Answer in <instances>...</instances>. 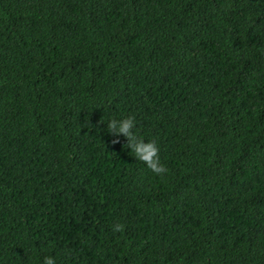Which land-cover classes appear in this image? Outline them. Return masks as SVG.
Listing matches in <instances>:
<instances>
[{"label": "trees", "instance_id": "1", "mask_svg": "<svg viewBox=\"0 0 264 264\" xmlns=\"http://www.w3.org/2000/svg\"><path fill=\"white\" fill-rule=\"evenodd\" d=\"M43 255L264 264V0H0V264Z\"/></svg>", "mask_w": 264, "mask_h": 264}, {"label": "clouds", "instance_id": "2", "mask_svg": "<svg viewBox=\"0 0 264 264\" xmlns=\"http://www.w3.org/2000/svg\"><path fill=\"white\" fill-rule=\"evenodd\" d=\"M101 123L105 125L107 133L113 137L112 143H119L122 136L125 139L123 147L129 149V154L135 160L142 162L154 175L160 176L166 172V168L161 162L157 141L155 139L146 140L138 134L134 116H110L106 123L101 119ZM110 228L112 232H119L122 225L113 223ZM40 264H57V259L53 255H43Z\"/></svg>", "mask_w": 264, "mask_h": 264}, {"label": "rangeland", "instance_id": "3", "mask_svg": "<svg viewBox=\"0 0 264 264\" xmlns=\"http://www.w3.org/2000/svg\"><path fill=\"white\" fill-rule=\"evenodd\" d=\"M171 17H172V19H174V18H176L177 16H174V15L172 16V15H171ZM161 24H163V25H164L165 23H164V22H162V23L160 22V23H158V24H156V25H158V26H159V25H161Z\"/></svg>", "mask_w": 264, "mask_h": 264}]
</instances>
